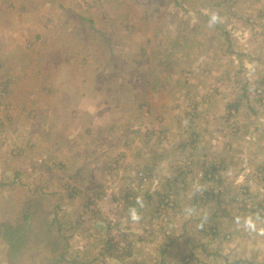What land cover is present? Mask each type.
<instances>
[{"label": "rangeland", "instance_id": "rangeland-1", "mask_svg": "<svg viewBox=\"0 0 264 264\" xmlns=\"http://www.w3.org/2000/svg\"><path fill=\"white\" fill-rule=\"evenodd\" d=\"M263 61L264 0H0V264H264Z\"/></svg>", "mask_w": 264, "mask_h": 264}, {"label": "crops", "instance_id": "crops-1", "mask_svg": "<svg viewBox=\"0 0 264 264\" xmlns=\"http://www.w3.org/2000/svg\"><path fill=\"white\" fill-rule=\"evenodd\" d=\"M53 23H55V21H53ZM43 25H46V24H44V22L42 23ZM256 41V39H254V42ZM244 52V51H243ZM255 53H256V51H255ZM254 52H252L251 51V53H249L248 55L247 54H245L244 56L248 59V61H255V60H258L257 58L259 57V55L258 54H255ZM260 58V57H259ZM262 63H264V61L262 62ZM257 70H260V69H256V71ZM255 71V72H256ZM260 72H262V73H264V71L263 70H260ZM243 88H245V85H244V87ZM244 91V90H243ZM240 97H238L237 98V104H240L242 101H243V94L242 95H239ZM228 100V98H226V101ZM206 129V128H205ZM237 131L239 132V129L237 128ZM196 135H194V138H195V140L197 141V139L199 138V136H198V132H199V128L197 127L196 128ZM197 138H196V137ZM238 136H240V137H242V135L239 133L238 134ZM201 137H203V138H207V135H201ZM243 138V137H242ZM92 139H94V137H92ZM244 139V138H243ZM239 142L242 144V142L243 141H241V140H239ZM202 144H205L206 145V148L208 149V150H210L209 148H208V143H207V140H204L203 142H202ZM130 148H132V147H130ZM127 151H130V149H128V150H126V152ZM116 152V154H121L120 152L121 151H119V148H117V151H115ZM114 152V153H115ZM129 161V160H128ZM154 169H155V166H154ZM48 185H50V184H48ZM47 185V186H48ZM51 196V195H50ZM104 196H107V195H104ZM104 196H102V197H104ZM49 197V196H48ZM109 196H107V198H102V200L100 201L101 202V206H106L107 205V203H108V201L110 200L109 198H108ZM56 199H62V197H56ZM198 199V198H197ZM69 201V200H68ZM134 203H136V202H134ZM133 202L131 203V204H134ZM67 207H69V206H67ZM84 211V209L81 211V214H82V212ZM73 212V211H72ZM28 216V215H27ZM101 229V228H100ZM23 249L21 248V250L19 251V252H17L18 254H20V252L22 251ZM74 259L73 260H71V261H69V263H68V260H67V258L66 257H64V255L63 256H59V257H52L53 259L52 260H50V261H48V262H46V263H42V264H92V262H83L82 260H81V258H82V255H81V253L79 252V251H77L76 252V254L74 255ZM81 260L80 262H78V260ZM3 264H7L6 263V261L4 260V263ZM93 264H95V263H93Z\"/></svg>", "mask_w": 264, "mask_h": 264}, {"label": "trees", "instance_id": "trees-1", "mask_svg": "<svg viewBox=\"0 0 264 264\" xmlns=\"http://www.w3.org/2000/svg\"><path fill=\"white\" fill-rule=\"evenodd\" d=\"M130 208H132L133 204H129ZM28 216L24 217V220H27ZM21 233V228H5L4 230V238L7 239L9 243V255L13 256V254L19 252L21 250V242L23 235Z\"/></svg>", "mask_w": 264, "mask_h": 264}, {"label": "built area", "instance_id": "built-area-1", "mask_svg": "<svg viewBox=\"0 0 264 264\" xmlns=\"http://www.w3.org/2000/svg\"><path fill=\"white\" fill-rule=\"evenodd\" d=\"M144 179V178H143ZM108 196V195H107ZM107 196H104V197H102V198H107ZM102 198H101V200H102ZM109 199H110V197H108ZM129 202H131V201H129ZM118 205V201H116L114 204H113V208H116V206ZM93 210H98L99 211V205H94L93 204ZM111 217L112 216H109V218H108V226H107V230H109L110 231V233H112L113 234V220L111 219Z\"/></svg>", "mask_w": 264, "mask_h": 264}, {"label": "clouds", "instance_id": "clouds-1", "mask_svg": "<svg viewBox=\"0 0 264 264\" xmlns=\"http://www.w3.org/2000/svg\"><path fill=\"white\" fill-rule=\"evenodd\" d=\"M216 19V17H213V21ZM130 214H131V219L133 221H137L139 219V216L136 214L135 210H130Z\"/></svg>", "mask_w": 264, "mask_h": 264}]
</instances>
